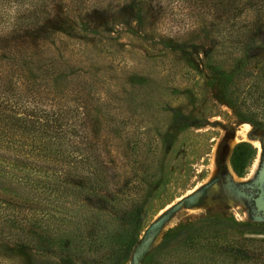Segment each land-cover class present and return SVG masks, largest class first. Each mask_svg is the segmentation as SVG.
<instances>
[{
	"label": "rangeland",
	"instance_id": "1",
	"mask_svg": "<svg viewBox=\"0 0 264 264\" xmlns=\"http://www.w3.org/2000/svg\"><path fill=\"white\" fill-rule=\"evenodd\" d=\"M86 1L91 5L98 0ZM213 6L212 0H153L144 6L139 22L122 23L102 11L121 6L48 1L35 7L45 12L40 26H48L50 36H31L38 26L0 34V83L20 88L29 105L62 113L68 131L77 132L68 137L67 149L96 155L104 176L102 186L92 193L58 189L48 195L39 185L28 189V184L19 182L24 186L19 187L13 179L2 183L0 264H59L52 249L20 246L19 240L29 237L26 228H8L1 222L2 216L17 224L30 215L40 216L39 210L20 208L18 199L4 203L11 189L26 199L48 200L44 212L64 218L58 224L75 244L95 232L93 250L76 245L84 252L73 249L72 264H111L107 256L112 242L130 211L139 215L137 230L127 257L118 264H148L149 253L176 227L182 230L168 246L169 253L236 240L235 245L253 257H264V214L244 195L246 187L256 186L264 165V108L250 91L261 55L244 57L238 35L229 41L217 33L206 35L208 26L203 25L217 21ZM19 8L0 6V23L6 11ZM92 10L96 13L90 15ZM88 15L98 26L94 31L82 25ZM58 17L68 20L67 31H56ZM260 40L264 47V23ZM214 66L234 70L226 87L211 82ZM44 71L47 78H34ZM259 75L263 87L264 72ZM241 142L246 145L233 155ZM33 173L38 181L62 178L50 167ZM50 223L56 231V224ZM188 229L193 231L190 237ZM168 255L157 264L175 260Z\"/></svg>",
	"mask_w": 264,
	"mask_h": 264
},
{
	"label": "trees",
	"instance_id": "2",
	"mask_svg": "<svg viewBox=\"0 0 264 264\" xmlns=\"http://www.w3.org/2000/svg\"><path fill=\"white\" fill-rule=\"evenodd\" d=\"M48 1H53L54 4H60L61 6H121L114 10L105 8L102 11L111 12L112 19H119L123 23L124 19L127 21L133 19L139 22L140 15L145 14L146 11L144 6H150V2L153 0H108L104 5H102L104 3L103 0H98L99 2L96 1L91 5H87L88 1L86 0H0V6H21L19 10L6 11L4 13L7 17L4 16L5 19L0 23V34L10 32L15 35L27 26H38L34 32L30 33L31 36L42 38L50 36L52 32L48 33L46 31L48 26H40L41 20L44 19L41 15L45 12L39 10V7H35L46 6ZM212 1L215 5L213 8L217 21L203 25L205 27L208 26L206 35L217 33L222 40L227 41L232 35L234 38L238 35L241 47L240 53L244 57L247 58L249 53L261 55V61L257 64L258 66H254L255 73H251V77L255 79L254 82L256 81V83L250 85V91L255 93L253 100L255 102L259 101L256 103L264 108V86L259 87V73L264 72V47L260 40L264 23V0ZM99 3L101 4L98 5ZM157 5H159L158 2ZM95 13L96 11L92 10L90 15ZM250 13L251 16L249 17ZM10 14L18 15L10 16ZM76 17L78 21L82 18L79 15ZM246 17L248 18L242 20V18ZM85 18L88 20L82 25L86 26L85 29L87 31H94L98 28L94 18L91 19L89 15ZM95 19L99 20L100 18ZM57 21L60 25L56 28V31H67L68 20L64 17H58ZM78 23L80 24V22ZM51 29L54 28L51 26ZM45 65L48 67L46 69L48 71L52 63ZM19 75L21 77V74ZM210 75L211 82L221 87H226L232 81L233 76H235L234 70L226 72L218 66L210 67ZM48 76V72L44 71L43 75H35L34 78H47ZM3 77L0 75V79ZM30 78L26 76L25 79L30 81ZM15 84H18V82L16 81ZM7 88L0 83V186L2 183L13 179L15 185L19 187H24L19 182L28 184V189H33L39 185V187L44 188V191L46 190L48 195L58 189H61L62 192L85 189L87 193H92V191L101 187L102 183H104V176L100 172V162L98 163L97 156L88 154L86 151L83 152V149L74 154L67 149L68 137L77 135V132L71 133L68 131V125L64 119L65 116L57 111L48 112V110L38 107L35 103L29 105L26 99L23 100L25 94L20 88H10L9 86ZM6 91H10V93L6 94ZM257 125H260V123H257ZM262 125V129H264V124ZM243 145L246 144L243 142L237 144L233 155L235 150ZM241 159H244V156H241ZM231 164L234 168L232 160ZM41 167L52 168L55 173H60L59 176L62 175V178L55 181L36 180V175L33 171H41ZM72 170L75 173L71 174ZM12 171H20V175H16ZM34 182L35 184H33ZM52 182H54L52 185L54 187L50 188L49 185ZM1 188L5 189L6 186L2 185ZM2 193L0 190V194ZM7 195H11V198L4 200V203H17L14 199H18L20 208L40 211V216L36 215V217L32 218V215H30L25 222L20 224L9 220L3 221L4 216L1 217V222H6L8 228H19L21 230L26 228L25 233L29 237L19 240L20 246H26L38 251L52 249L55 252V261L59 264H72L75 255L73 249L75 251L78 250L76 245L83 247L84 251L93 250V244L97 239L95 232L89 233L87 236H81L80 240L75 244L69 236L70 232L60 228L58 224L64 218L59 216L56 219L53 214L44 212L43 209H47L46 207L49 205L48 200L26 199L25 194H19L13 189ZM133 213L130 211L122 218L124 222H121L119 232L112 242L113 247L109 256H107L111 264L120 263L128 255L139 221V215H133ZM50 220L56 224V231H52ZM180 230H182L181 227H176L168 230L163 235L160 243L149 253L150 262L148 264H157V260L168 254L170 258L175 259L168 260L170 264H197L193 257L202 258V261L198 264H226L223 263L225 260H229V264H249L255 262L258 258L261 259L258 263L264 264V257L260 254L256 256L257 258L253 257V254L251 255L244 248L235 245L236 240L233 241L234 244L231 241L223 244L211 242L209 245H200L185 252L181 251L179 253L171 250L169 253L168 246L179 237ZM186 231L189 237L193 233L192 229ZM179 257L184 259L183 262H180L182 260H179ZM215 261L217 262L215 263Z\"/></svg>",
	"mask_w": 264,
	"mask_h": 264
},
{
	"label": "water",
	"instance_id": "3",
	"mask_svg": "<svg viewBox=\"0 0 264 264\" xmlns=\"http://www.w3.org/2000/svg\"><path fill=\"white\" fill-rule=\"evenodd\" d=\"M258 188L260 189V192L253 199V202L257 210L264 214V165L259 172Z\"/></svg>",
	"mask_w": 264,
	"mask_h": 264
},
{
	"label": "flooded vegetation",
	"instance_id": "4",
	"mask_svg": "<svg viewBox=\"0 0 264 264\" xmlns=\"http://www.w3.org/2000/svg\"><path fill=\"white\" fill-rule=\"evenodd\" d=\"M244 192H245L244 195L246 194L248 199L251 201L252 206H254L253 198H255L260 192V189L258 188V182H257L256 186H254V187H251V186L246 187Z\"/></svg>",
	"mask_w": 264,
	"mask_h": 264
}]
</instances>
